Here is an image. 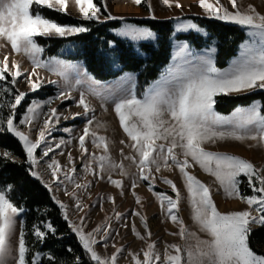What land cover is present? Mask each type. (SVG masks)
Returning <instances> with one entry per match:
<instances>
[{"label": "snow or ice", "instance_id": "snow-or-ice-1", "mask_svg": "<svg viewBox=\"0 0 264 264\" xmlns=\"http://www.w3.org/2000/svg\"><path fill=\"white\" fill-rule=\"evenodd\" d=\"M132 2L137 6L145 4L150 18L156 19L151 0ZM159 2L166 8L173 7L170 0ZM74 3L82 21L103 23L118 19L109 12L106 0H101L99 4L94 0H74ZM68 5L69 0H0V40L4 41L0 47L10 45L13 52L25 54L33 66L30 72H25L18 62L10 61L8 55L0 60V132L11 134L22 146L26 154V171L48 191L51 200L60 209L63 220L77 237L89 264H118L126 252L123 246L117 247L112 243L115 252L111 256H102L96 248L99 244L107 250L114 236H119V232H113L112 218L86 232L88 213L85 209L88 206L84 204L81 194L88 193L94 180H103L106 176L107 182L120 189L122 196L123 182L113 179L112 174L118 170L119 175L124 177L128 172L123 162L112 160L107 138L97 134V129L103 125L97 123L95 128L92 127L96 117L85 92H81L75 102L82 112L62 115L52 106L56 101L74 99V86L68 81L67 71L71 69L79 74L78 66L40 59L44 48L37 38H71L90 31L83 24L61 25L43 15V11L48 9L68 14ZM198 5L205 17L245 30L248 39L240 45L239 55L227 69L216 67L215 46L209 45L196 51L187 40L177 39L167 71L142 97H137L131 75L122 78L119 85L103 97L105 101L114 103L119 126L128 140V143L124 140L120 143L131 154L126 155L124 148L120 149V154L136 169L132 189L140 182L148 183L149 191L159 200L164 222L170 221L178 229L177 232H168V235L179 236L184 242L182 246L165 242L161 255L157 242H149L151 232L145 216L134 211L132 216L139 217L147 239L133 222L131 231L136 238L145 242L146 248L141 252L127 251L130 264H264V255L254 252L249 244L253 227H264V168H257L238 156L207 151L204 147L224 141H252L264 148V114L260 103L253 102L246 108L235 110L230 116L221 115L215 110L217 97L264 91V14L251 3L244 5L243 0H228L230 8L222 0H198ZM174 7L182 10L178 0ZM178 33H195L207 39L206 32L191 20L179 22L173 36ZM116 35L137 44L157 39L150 29L132 25H126ZM108 47L115 50L112 41L108 42ZM39 69L60 76L64 81L63 86L54 97L30 100L24 113L17 119V110L28 96V93L19 90L20 83H26L31 93L38 92L45 83L57 84L56 80L41 77ZM87 91L91 95H99L91 84ZM5 109L7 115H4ZM78 116L85 117L79 135H73V129L65 127L62 131L68 133L69 139L55 140L51 137L61 119H75ZM22 127H26L27 131L21 130ZM33 132L37 133L35 140L32 139ZM73 140L77 142L75 147L83 165L79 173L75 167L76 158L71 151H66ZM89 142L101 152L99 156L90 152ZM58 156L65 157L67 163L61 164ZM0 159L15 162L16 158L10 150H5ZM196 165L215 177L226 198L247 204V210L220 212L210 187L190 173L189 169ZM174 169L179 171L187 190L191 218L207 239H202L185 226L180 217L181 194L171 179L161 176L162 182L175 193V198L154 191L157 174ZM45 176L48 178L45 179ZM88 176L93 180H88ZM245 182L251 189L250 195L241 194L240 188ZM13 190L12 184L0 186V264H9L10 261L12 264H43L45 259L49 264H56V258L50 252H32V245L27 242L29 233L22 218L25 209L11 200ZM61 191L74 201L77 215L84 213L79 216L78 222L71 219L68 205L57 196ZM132 194L135 203L142 207L141 198L135 191ZM107 199L115 209V199L111 196ZM98 203L103 211V199ZM114 219L120 222L121 227L128 226L127 218L121 213L116 212ZM18 224V240L13 245ZM31 235L36 242L43 244L49 235H56V228L45 221L33 225ZM75 264H80L79 257H76Z\"/></svg>", "mask_w": 264, "mask_h": 264}, {"label": "rangeland", "instance_id": "rangeland-1", "mask_svg": "<svg viewBox=\"0 0 264 264\" xmlns=\"http://www.w3.org/2000/svg\"><path fill=\"white\" fill-rule=\"evenodd\" d=\"M178 2L182 5V10L180 8L174 7L176 0H170V3L173 4V7L171 9L162 6L159 0H151L153 9H154V15L156 16V19L154 21H168V20L172 21L173 33L179 22H182V21L186 22L188 20H191L193 23H196L195 18L209 20V21H213L216 23H222L224 25H231V24H226V23L215 21L214 19H209L205 17L202 9L198 5V0H178ZM106 3L108 5V9L111 15L118 18L115 20L121 21L120 27L112 31L113 35L116 38H119L127 43L128 42L131 43L134 46L136 53L144 57L145 54L139 51L138 44L140 43L156 44L157 39L154 41H141L137 44V43L130 42L123 37L117 36L116 33L120 29L125 27L126 25H132V26L139 27V28H146V27H142L136 24L129 23V21L130 20H153L150 18V13L147 9V6L143 3L141 6H137L132 2V0H106ZM222 3H224L226 6H229L230 8V5H228V0H222ZM249 3L257 6L258 11L264 14V0H243L244 5H247ZM51 11H54V10H51ZM107 14L108 13H105V15ZM64 15L72 18L73 21L77 23L75 25H80L83 22L80 19L78 7L75 5L74 0H69L68 14H64ZM107 21H112V20H107ZM61 25H64V24H61ZM200 28L202 31L206 32L207 38H208V32L206 28H203L201 26ZM238 28L241 29L240 27ZM241 30L244 32V35H245V39L242 42L244 43L245 40L248 39V37L246 36L245 30L243 29ZM179 34H189V33H178L176 34V36H173L172 34L171 54H170L169 63L162 69L158 79H156L155 81L159 80L161 78V75L167 71L171 63L173 44L176 41V37ZM74 37H71V38H55V37L37 38L38 43L44 48V52L41 54L40 59L45 60V61H50L54 64L59 63L60 65L78 66L79 68V74H77L76 71L71 70V69L67 71L68 81L70 84L74 86V90L72 92V96L74 97V99L64 100L63 102L56 101L52 106L57 108L58 112L61 113L62 115H69L70 113L82 112L81 108L76 107L75 102L76 100L79 99L80 93L85 92L87 96V100L90 103L91 107L94 109V115L96 117V120L94 121L92 127L95 128L97 123H100L103 125V127L97 129V134L100 136H105L107 138V140L110 142L109 143V148H110L109 154L112 160L116 163L123 162V164L125 165V169L128 172V175L124 177L119 175L118 170L112 174L113 179H120L123 182L124 195L122 196L119 194L120 189L113 187L111 184L107 182L106 176H105V179L103 180H99V179L94 180L88 193L81 194L84 204L88 206L85 209V211L88 213L87 227L85 231L86 232L91 231L95 229L97 226L103 225L107 221V218L111 217L112 218L111 223L113 225V232L114 233L119 232V236H114V238L110 241V246L107 248V250H105L102 245L98 244L96 246L97 251L102 256L103 255L111 256L115 252V249L111 247L112 243H115L117 247L123 246L126 249V252L124 253V256L120 258L118 264H130V257H127V251L141 252L142 249L146 248L145 242L136 238L135 235L131 231V225L134 222L136 224L137 230L140 231L141 234L144 235L145 238L147 239V233L145 232L143 225L140 223L139 217L132 216V212L139 211L143 216H145L147 224H148V230L151 232V239L149 242L156 241L157 248L159 252L161 253V255H163L165 242L168 244H179L181 246L183 245L184 242L183 240L179 238V236L168 235V232H177L178 229L173 227L170 221L164 222V216L162 214L159 200L157 199L155 195H153V192L149 191L148 183L140 182L134 190L132 189L131 183H132L133 178L135 177L136 169L134 166L131 165L130 161L123 160V157L120 154L121 148H124V153L126 155L131 154L130 150L127 147H124V145L120 143L121 140H124L125 143H128V140H127L126 135L123 133V130L119 126L118 117H116L115 112H114V103L112 101H105L103 99V97H106L111 90L116 88L119 85L121 79L125 78L126 76L131 75L133 77V81L131 82V84H134L135 93L138 98L142 97V94L155 81L149 82L148 84L144 85V82L140 80V74L133 73V72H123L120 75L119 74L116 75L113 79L109 81H100L99 79H97L95 76H93L92 74L88 72L83 59H80L78 57L80 54L79 53L80 51L77 48L78 44H76V42L71 40ZM50 39L58 40V45L56 46L53 52H50L51 51L50 48L52 47V42L49 41ZM3 44H4V41L0 40V45H3ZM189 44L196 51H201L202 49L206 48L209 45H213L217 49L216 40L211 41L210 44H208L206 47L200 50L196 49L192 43L189 42ZM239 50H240V46L238 48L236 56L228 60L224 68L218 66V58H217L218 50H217L215 54L216 67L220 70L227 69L230 66V63L233 61V59L239 55ZM110 51L112 50L109 48L108 52ZM5 55H8L10 61L18 62L21 65V68L25 72H30L32 70L33 66L30 63L28 57L23 53L17 54L13 52L10 45L0 47V60H3ZM120 67L121 66L118 63H116L115 65L116 73L119 71ZM38 72H39V75L45 78L46 80H56L57 84L52 85V84L45 83L44 86L38 92L31 93L29 92V88L26 83H20L19 90L25 93H28V96L26 100L22 102V106H20L17 110V119H19L20 114L24 113L25 106L28 104L30 100L35 99L37 101H41L49 97H54L56 93L60 90V87L63 86L64 81L60 76L54 75L44 69H39ZM77 81H79V83H77ZM90 84L92 87L95 88L96 92L99 93V95H91L88 93L87 90ZM131 84L129 86H131ZM256 92L264 93V91H255V92L245 93L242 95H231V96H220V97H236V96H243V95L256 93ZM255 102L260 103L259 101H255ZM246 107L248 106L236 107L229 114H221V115L230 116L235 110L246 108ZM7 114H8L7 109H5L4 115H7ZM84 124H85L84 116H78L75 119H72V118H69L67 120L61 119L60 123L56 125V131L52 132L51 137L55 140H59L61 138L69 139L70 137L68 133L63 132L62 129L65 127L71 128L73 129V135H79L80 131L84 127ZM21 130L27 131V128L22 127ZM0 133L4 134L6 132H0ZM36 138H37V133L33 132L32 139L35 140ZM76 143L77 142L73 140L72 145H69L66 148V151H71L72 155L76 158L75 167L77 168L78 173H79L82 171L83 165L79 158L80 153L78 149L75 147ZM88 147H89L90 152H95L97 156L101 154L99 150H96L92 147L90 142L88 143ZM204 147L207 151L224 153V154L232 155V156H238L242 159H246L250 161L257 168H264V148L256 146L254 142L252 141H246L244 143H240L236 141H224V142H218L216 144H206L204 145ZM3 151L5 150L0 147V156H2ZM58 151L59 149H57V152ZM37 154H39V149L37 150ZM57 158L60 160L61 164L67 163L65 157L58 156ZM189 171L191 174L195 175L201 182L205 183L207 186L210 187L213 200L215 204L217 205V208L220 212L229 213L232 211L247 210L248 208L247 204L241 203L239 200H236V199L226 198L221 186L216 181L215 177L205 173L203 170L199 168L198 165L194 166L192 169H189ZM161 176L166 177L167 179H171L177 185V188L180 191V194H181L180 217L184 221L185 226L190 231L196 232L197 235H199L202 239H207L208 237L204 233H201L199 231L198 227L194 224L191 218L192 211H191L190 204L188 202V193L184 187V183L179 174V171L176 169H174L171 172L162 171V173L157 174V179L154 185L155 192L166 193L168 195H171L173 198H175V193H172L171 188L162 182ZM47 178L48 177L45 176V179ZM87 179L93 180L91 176H88ZM81 182L83 183L84 181L81 180ZM240 190H241L242 195L251 194V189L247 186L246 182L241 185ZM133 191H135L136 195L141 198L142 207L135 203V197L132 194ZM57 196L59 197L61 202L68 205L71 219L75 222H78L79 216H83L84 213H80L79 215H77L74 211V201L70 200L69 197L66 196L62 191L58 192ZM109 196L115 199V209L113 208V204L107 199V197ZM219 197L225 199L224 200L225 202H228L230 204L234 203L235 205L232 207H229L228 209H221L218 204ZM101 199H103V208H104L103 211L100 210L99 203H98L99 201H101ZM116 212L121 213L124 217L127 218V225H128L127 227H121L120 222L114 219ZM22 218L24 220V215ZM259 228L261 227L254 226L252 232L256 231ZM18 234H19V224L17 225L16 236L13 237V241H12L13 245L17 243ZM252 244L254 246V250H253L254 252H256L257 254L264 255V245H259L255 241V239H253ZM9 264H12V262L10 261Z\"/></svg>", "mask_w": 264, "mask_h": 264}, {"label": "trees", "instance_id": "trees-1", "mask_svg": "<svg viewBox=\"0 0 264 264\" xmlns=\"http://www.w3.org/2000/svg\"><path fill=\"white\" fill-rule=\"evenodd\" d=\"M94 2L99 4L101 1L94 0ZM43 15L60 24H77L72 18L55 11L44 10ZM195 21L201 27L206 28L208 38L202 39L195 34H179L176 40H187L199 50L216 40L218 66L224 68L227 61L236 56L240 44L245 39L244 32L237 26L198 18H195ZM129 23L146 27L157 35L156 44H138L139 51L145 54L144 57L136 53L131 43L113 35L112 31L121 25V21L118 20L104 23L83 21L82 24L89 27L90 31L71 39L78 44L77 48L80 51L78 57L83 59L88 72L100 81H109L123 72H133L139 73L140 80L146 85L158 79L162 69L169 63L171 36L173 34L172 21L130 20ZM49 41L52 42L50 52H53L58 45V40L50 39ZM109 41L114 43V51L108 52ZM116 63L121 66L117 73L114 66ZM255 101L260 102L264 114L263 92L236 97H217L215 108L220 114H229L236 107L249 106ZM0 147L4 150H10L16 158L15 162L0 159V186L14 185L11 200L16 206L25 209L24 226L29 233L27 242L32 245V252H50L56 258V264H75L76 257L80 258V264H89L76 236L63 220L60 209L51 200L48 191L26 171V154L22 151L17 139L9 134L0 133ZM45 221L54 225L56 235H49L41 244L35 241L31 235V229L33 225L42 224ZM253 239L259 245H264V227L252 232L249 237L252 250H254ZM68 249L72 251L69 252ZM43 264H49V262L45 259Z\"/></svg>", "mask_w": 264, "mask_h": 264}, {"label": "bare ground", "instance_id": "bare-ground-1", "mask_svg": "<svg viewBox=\"0 0 264 264\" xmlns=\"http://www.w3.org/2000/svg\"><path fill=\"white\" fill-rule=\"evenodd\" d=\"M224 200L225 199H223V198H220V197L218 198V204H219L221 209H228L229 207H232L235 205L234 203L230 204L228 202H225Z\"/></svg>", "mask_w": 264, "mask_h": 264}]
</instances>
